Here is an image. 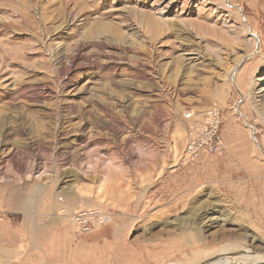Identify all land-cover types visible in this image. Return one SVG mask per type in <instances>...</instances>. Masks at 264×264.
<instances>
[{"label":"rangeland","instance_id":"374dc122","mask_svg":"<svg viewBox=\"0 0 264 264\" xmlns=\"http://www.w3.org/2000/svg\"><path fill=\"white\" fill-rule=\"evenodd\" d=\"M213 107L224 148L186 159L190 128ZM249 126L259 139L264 0H0V264H16L10 230L30 255L38 230L23 219L39 214L55 230L64 220L75 245L24 264L264 255ZM84 208L111 221L79 234L65 215Z\"/></svg>","mask_w":264,"mask_h":264},{"label":"built area","instance_id":"2783aa9c","mask_svg":"<svg viewBox=\"0 0 264 264\" xmlns=\"http://www.w3.org/2000/svg\"><path fill=\"white\" fill-rule=\"evenodd\" d=\"M185 117L192 118L190 113H186ZM221 125L220 110L215 107L209 108L204 116L196 120L195 124L190 128L184 150L185 158L194 159L201 154L212 155L221 152L224 148L220 131ZM250 129L252 130V139L255 142V146L261 152L264 163V131L260 138L257 139L256 132L258 131L252 126H250ZM65 217L74 230L83 235L93 233L111 221V214L101 209H78L69 215H65Z\"/></svg>","mask_w":264,"mask_h":264},{"label":"crops","instance_id":"0c3cea01","mask_svg":"<svg viewBox=\"0 0 264 264\" xmlns=\"http://www.w3.org/2000/svg\"><path fill=\"white\" fill-rule=\"evenodd\" d=\"M224 130L225 129L223 127L222 133ZM239 145L244 149L242 156H245V158L247 157L246 158L247 160L250 159L253 160V157L249 156L250 154L254 153L252 150L253 147L251 148L248 142H244L243 144H239ZM226 146L227 149H232L229 143H227ZM217 158L220 161H222L224 164L230 161L228 160L226 152H224L221 155H218ZM23 221H26V223L28 224L30 221L32 224V227H30V229L34 231L38 230V232L35 231L32 232L31 234V241L33 247L30 250H28L30 255L22 257V255L21 256L18 255L17 252V244H19L18 238L20 237V233H18L17 235L16 229L10 230V232L8 233V238L10 239L9 244L11 245H9L6 249H4V253L7 256L9 254L10 255L15 254V256H11V261H14L16 264L36 262L38 259H40L41 256H46L47 258H50L49 257L50 254H51V258L48 260L54 261L55 258L52 257L56 255V252L58 257L60 256L61 258H63L65 254L64 249L66 247L72 249V247L75 245V239H76L75 234L64 220H62L61 222L62 224L59 225V230H55L58 226L56 221L55 220L50 221V218L43 214H39L32 218H30L29 216H24ZM2 234L3 233L0 232V236ZM37 235H39V237ZM20 253H22V251Z\"/></svg>","mask_w":264,"mask_h":264},{"label":"bare ground","instance_id":"6f19581e","mask_svg":"<svg viewBox=\"0 0 264 264\" xmlns=\"http://www.w3.org/2000/svg\"><path fill=\"white\" fill-rule=\"evenodd\" d=\"M239 116L241 115L239 114ZM41 117H44V116H41ZM248 129H250V126L248 127ZM250 137H251L253 144L255 145V142L252 139L251 132H250ZM243 252L244 254H241L238 257H235V256H228V258L220 257L211 262H206L205 264H264V255H252L250 249H246Z\"/></svg>","mask_w":264,"mask_h":264}]
</instances>
